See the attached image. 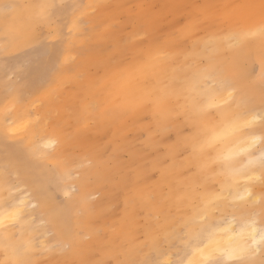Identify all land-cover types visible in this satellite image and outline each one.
Instances as JSON below:
<instances>
[{
	"label": "bare ground",
	"instance_id": "1",
	"mask_svg": "<svg viewBox=\"0 0 264 264\" xmlns=\"http://www.w3.org/2000/svg\"><path fill=\"white\" fill-rule=\"evenodd\" d=\"M99 1L0 0L10 4L75 3L82 6L76 13L80 19H87L89 9ZM149 1L120 0L116 12L110 9L106 13L105 7L101 21L89 20L97 27L92 24L88 34L95 41L106 31L111 51L92 48L90 59L100 71L85 74L74 87L75 100L67 107L68 94L62 104L57 99L69 92L62 89L70 77L68 72L59 76L50 69L40 78L22 74L16 75L18 79H9L19 62L14 54L32 43L33 32L26 24L1 25L0 42L3 48L8 46V55H4L3 49L0 51V214L5 212L4 201L9 199L21 209L23 219L10 229L13 238L7 241L0 228V262L10 264L11 249L18 244L31 245L25 257L31 264H79L81 260L89 264H116L117 257L135 258L136 245L145 239L141 235L143 226L163 223L162 218L157 219L158 211L167 212L171 207L177 217L184 212L190 214L191 204L187 200L179 211L175 207L186 196L197 197L199 203L212 200L216 205L219 193L213 192V179L219 183L220 193L231 197L238 181L261 173L259 168L245 167L249 155L236 159L234 168L240 169L239 173L222 164L210 170L194 166L187 139L190 131H186L191 125L183 115L187 95L183 82L203 72L209 66L208 57L222 58L224 50L234 43V32L259 25V8L236 6L259 5L261 0H154L160 2L154 14L145 8ZM131 3L136 4L135 10H131ZM170 10H182L184 20L175 12L172 13L176 16L167 18ZM114 12L124 15L122 33L109 32ZM131 16L135 22L127 27ZM197 19L199 27L190 29ZM39 31L47 33L49 29L43 26ZM62 32L63 42L56 43L60 61L73 55L71 45L78 42L80 35H70L68 27ZM234 51L240 55L230 65L229 75L240 95L255 99L258 119L253 127L212 142L236 118L238 110L235 105L229 107L217 101L216 106L196 114L199 141L208 142L200 160L238 152L247 148L253 137L264 135V125L259 120L264 116V109L259 106L264 91V49L260 40L254 39ZM82 64H74V73L82 70ZM8 88L12 91L8 92ZM162 90L168 93L162 103H147L126 116L113 114L99 119L87 107L93 94L101 92L121 99L126 93H135L155 100ZM250 118L251 113L244 117ZM250 152L251 158H259L264 153V143L257 140ZM123 153L126 158L121 157ZM11 174L15 175L13 181ZM24 184L28 188L16 192L15 188ZM253 187L246 184L237 188L248 204L236 207L227 218L218 219L211 210L210 219L221 223L217 245L225 251L252 244L251 228L246 227L249 222L255 220L257 228L264 226V194ZM9 190L14 199L9 197ZM27 191H31L33 199ZM96 193L99 196L93 199ZM59 196L64 199L58 200ZM35 202L43 215H37L33 209ZM222 205L227 206L225 201ZM60 218L63 227L56 224ZM172 227L178 229L180 225ZM163 235L153 231L147 238L162 239ZM43 254L49 257L42 260ZM262 258L264 253L257 252L256 264ZM164 259L166 255L161 257Z\"/></svg>",
	"mask_w": 264,
	"mask_h": 264
},
{
	"label": "snow or ice",
	"instance_id": "2",
	"mask_svg": "<svg viewBox=\"0 0 264 264\" xmlns=\"http://www.w3.org/2000/svg\"><path fill=\"white\" fill-rule=\"evenodd\" d=\"M81 5L72 3H40V4H0V15L7 21L12 20L13 23L26 24L32 30V43L28 47L18 49L14 56L19 60L15 67L14 75H34L37 78L48 74L52 69L54 72L63 76L65 72L71 70L70 61L67 58L60 61L57 56L56 43L63 42V28L68 27L69 34L77 33L83 35L81 31L85 27V21L77 18L76 13ZM238 8H259L261 20L258 26L248 27L247 30L236 31L232 34L231 39L234 43L229 44L222 53V58L216 60L208 57L209 66L191 80L183 82V89L187 93L184 96L185 104L183 105V115L189 121L191 128L187 138L192 149L194 166L201 170L212 169L217 164L239 173L240 169H235L236 159L241 155H249L247 165L248 168H259L261 178H264V153L259 158H251V148L257 140L264 143V135L253 137L247 148H242L238 152H230L227 155L217 156L215 159L200 160L206 151L208 142L199 141L201 136L200 126L194 119L196 114L206 111L207 107L216 106V102L225 106L235 105L238 114L235 119L230 121L225 129L213 137V141L221 139L225 135H236L244 129L253 127L258 117L256 115V101L252 97L242 96L235 87V80L229 75L230 65L240 55L234 49L242 48L247 41L259 39L264 49V0L259 5H238ZM63 21V23H61ZM43 26H47L49 31L44 33L39 31ZM190 29L195 30L199 27V20H193ZM43 37V39H42ZM48 41V42H46ZM207 47V45H206ZM4 55H8V46L3 49ZM82 55L87 59L90 55L88 49H85ZM91 69L89 68V71ZM104 70H108V65H104ZM97 71L100 68L97 67ZM83 79V74L78 76ZM11 79V77L9 78ZM226 93V95H225ZM168 93L162 90L161 95L155 100L150 97L137 96L135 93H126L124 98L105 96L102 92L93 94L91 102L87 105L92 113L99 119L110 118L113 114L126 116L133 113L146 105L147 103H162ZM111 106V107H109ZM259 106L264 109V91L259 98ZM250 119H244L249 116ZM261 125H264V116L259 117ZM8 132L5 131V138ZM7 148L8 146L5 145ZM192 171V168H189ZM9 197L11 191L9 190ZM188 201L191 204V213L184 212L182 216L177 217L173 214L172 208L169 207L165 212L163 209L157 212V219L162 218L163 223L156 226L144 225L141 235L145 237L136 245L134 252L135 258L120 259L117 257L116 264H256L254 257L257 252L264 253V226L257 228L255 220L249 222L246 227L251 228L249 233L252 244L240 248L239 250L225 251L217 245L216 237L221 228V223L210 219L211 210L215 207L212 200L199 203L197 197H182L176 203L177 211L181 205ZM5 212L0 214V228L5 232V240L12 239L10 229H14L16 225L23 219L21 209L11 203L9 199L4 201ZM13 209L8 211V209ZM264 215V212H262ZM56 224L63 227V219L60 218ZM179 224L177 229L172 227ZM137 231H140L137 229ZM163 232V238H153L149 240L147 237L153 232ZM138 240L139 236L136 237ZM259 245L260 247H257ZM30 244H18L12 247L11 252L13 259L10 264H31L26 259ZM149 249L145 252V249ZM167 259L161 260L162 256ZM5 264V262H0ZM68 264V262H65ZM75 264V262H73ZM79 264H89L87 260H81ZM260 264H264V258L260 260Z\"/></svg>",
	"mask_w": 264,
	"mask_h": 264
},
{
	"label": "rangeland",
	"instance_id": "3",
	"mask_svg": "<svg viewBox=\"0 0 264 264\" xmlns=\"http://www.w3.org/2000/svg\"><path fill=\"white\" fill-rule=\"evenodd\" d=\"M197 1H200V0H197ZM6 3L10 4L8 2H6ZM148 3H150V4H148V6H145V8H147V11H150V12L152 11L151 13L154 14V12H156V10L158 8V3H160V2L157 3L156 1L154 2V0H150ZM0 4H4V3L0 2ZM130 5L132 8L131 10L136 9L135 3H131ZM105 7H107L106 13L109 12L110 9H114V11L116 12V8H118V7L120 8V0H100L99 3L97 2L96 5H94L92 8H90L89 13L86 14L87 19L83 18V20L85 21V27L83 28V35H79L78 42H75L73 45H71L73 55H70V57L68 58V60L70 61L71 70L67 71L69 73L70 77L67 80V82H65L62 85V89L64 91H69V92L65 93L64 94L65 96L59 97L57 99V102H59L60 104H62L63 101L67 100L66 103H68V104L66 105V107L70 105V101H72L73 99L75 100L76 96L74 95V92H73L74 87L76 85H78L80 81H82L84 79L85 74H87V73L88 74H94V73L99 72V71H97V64L90 59L92 48L95 47L97 49H102V50L108 49L111 51V48H109V42L107 39L106 31H103L104 33H102V35L99 36L95 41L91 38V35L88 34L89 31L91 33L90 26L92 24L94 25V27H97V23L90 22L89 20L90 19H99V21H101L103 19L104 14H105V11L103 10ZM115 12L113 13V15L111 17L112 21H111V26L109 28V32L112 34L114 32L115 33H122L123 30L125 29L124 25H123L124 24L123 23L124 15L122 13H118V12L115 13ZM172 12H175L177 15L180 14L178 17L181 20H184V12L182 10H179V13L176 10H170L166 13L165 16L167 18H171L173 16H176V14L172 13ZM96 15H97V17H95ZM133 22H135V19L131 16L129 21L127 22V27ZM4 23L5 24H11L12 20L9 19L6 21L3 18V16L0 15V27H1V25H4ZM98 28H100V26ZM101 28H102V25H101ZM146 33H147L146 36L148 37L149 32L146 31ZM145 34L143 36H145ZM2 49H4V48L0 42V51ZM85 49H88L90 52V55L87 57V59H85V57L82 55V53ZM115 56H116V54H114V58H115ZM76 62H82L83 63L81 66L82 70L77 72V73H74L73 69H74V64ZM89 68L91 69L90 71H89ZM80 74H83V79L78 78V76ZM10 77H11V79H18L19 78L16 75H14V73L9 74V78ZM55 86L56 85H54L53 87H55ZM7 91L11 92L12 89L8 88ZM71 93H73V94H71ZM67 94H68V97H67ZM64 97H67V98H65V100H64ZM6 104H10V101H6ZM31 108H33V106H31ZM67 112H70V110L67 109ZM65 118H67V117H65ZM91 124H92V121H91ZM92 125H94V124H92ZM169 136L171 137L172 135H169ZM121 157L126 158L127 157L126 153H123L121 155ZM256 177H258V178H256ZM253 178H254V180H253ZM11 180L12 181L15 180V175L11 174ZM241 181L244 183L242 184ZM246 184L251 185L252 187L254 186L253 187L254 189H259L260 193L264 194V192H263L264 178H261V173L256 174V176H254L250 179H247V180L241 179L240 181H238V185H237L238 187L237 188H239V187L242 188ZM211 186L213 188V192L219 193V198H218L219 201L215 205V207L212 209V215H214V217H216L218 219L223 218V217L227 218L229 215L232 214V211H234V209L236 207H238L240 205H245V203H246V205L248 204L247 198L244 196V194H239V192L236 191L237 188L231 190V193H230L231 197H229V196H224L223 194L220 193L219 183L217 181H215L214 179L211 182ZM27 188L28 187L24 184V185H21L15 189H16V192H22V191L26 190ZM27 192L30 196V199H33L32 195H31V191L30 192L27 191ZM98 196H99V194L96 193L92 197H93V199H97ZM57 199L62 200V199H64V197L59 196ZM223 201H225V203L227 205L226 208H224L222 205ZM32 207H33V209H35V211H37L38 203L37 202L32 203ZM37 213H38L37 215H40V214L43 215V213H40L39 211H37ZM259 215H260V213H259ZM234 217H235V215H234ZM34 218H37V216H34ZM37 220L38 219H36V221ZM260 221H263L262 217H260ZM49 235H52L50 231H48V233H47L48 237H50ZM48 257H49L48 254L47 255L43 254L42 260L47 259Z\"/></svg>",
	"mask_w": 264,
	"mask_h": 264
}]
</instances>
